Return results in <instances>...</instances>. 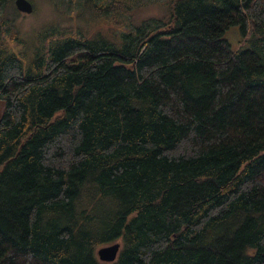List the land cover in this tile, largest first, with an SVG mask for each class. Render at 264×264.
<instances>
[{
	"label": "trees",
	"instance_id": "16d2710c",
	"mask_svg": "<svg viewBox=\"0 0 264 264\" xmlns=\"http://www.w3.org/2000/svg\"><path fill=\"white\" fill-rule=\"evenodd\" d=\"M168 8L116 38L43 30L30 55L0 33V264H264V0ZM19 15L0 0L12 41Z\"/></svg>",
	"mask_w": 264,
	"mask_h": 264
},
{
	"label": "rangeland",
	"instance_id": "374dc122",
	"mask_svg": "<svg viewBox=\"0 0 264 264\" xmlns=\"http://www.w3.org/2000/svg\"><path fill=\"white\" fill-rule=\"evenodd\" d=\"M84 0H32L35 11L32 13L19 12L15 22L18 37L15 41L1 31V37L8 41L9 48L15 52L28 51L36 43L39 32L46 30L42 38L43 44L48 46L50 41L65 33H76L92 36L97 33L109 38H116L121 33L130 31L140 23L155 25V20H166L169 15L168 0H129L133 5L132 10L121 15L84 21L79 15L82 11ZM100 1V0H99ZM108 2L112 0H107ZM225 38L235 48L244 40L241 30L233 26L225 33ZM251 46V45H248ZM118 242L121 241L118 240ZM122 245V244H121Z\"/></svg>",
	"mask_w": 264,
	"mask_h": 264
},
{
	"label": "water",
	"instance_id": "95a60500",
	"mask_svg": "<svg viewBox=\"0 0 264 264\" xmlns=\"http://www.w3.org/2000/svg\"><path fill=\"white\" fill-rule=\"evenodd\" d=\"M15 6L20 12L32 13L34 5L30 0H15ZM121 249L119 242L102 246L97 250L98 258L103 262H113L117 259Z\"/></svg>",
	"mask_w": 264,
	"mask_h": 264
}]
</instances>
